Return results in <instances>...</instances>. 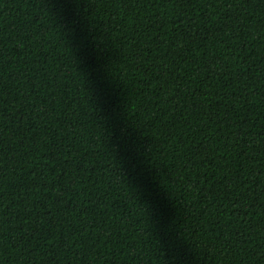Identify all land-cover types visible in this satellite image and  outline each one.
<instances>
[{
    "label": "trees",
    "instance_id": "trees-1",
    "mask_svg": "<svg viewBox=\"0 0 264 264\" xmlns=\"http://www.w3.org/2000/svg\"><path fill=\"white\" fill-rule=\"evenodd\" d=\"M264 0H0V264H264Z\"/></svg>",
    "mask_w": 264,
    "mask_h": 264
},
{
    "label": "snow or ice",
    "instance_id": "snow-or-ice-1",
    "mask_svg": "<svg viewBox=\"0 0 264 264\" xmlns=\"http://www.w3.org/2000/svg\"><path fill=\"white\" fill-rule=\"evenodd\" d=\"M241 2H242V0H241ZM262 7H264V5H262ZM262 19H264V17H262Z\"/></svg>",
    "mask_w": 264,
    "mask_h": 264
}]
</instances>
